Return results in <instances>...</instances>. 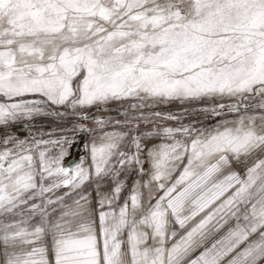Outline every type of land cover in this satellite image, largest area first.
Returning a JSON list of instances; mask_svg holds the SVG:
<instances>
[{
	"label": "snow or ice",
	"instance_id": "1",
	"mask_svg": "<svg viewBox=\"0 0 264 264\" xmlns=\"http://www.w3.org/2000/svg\"><path fill=\"white\" fill-rule=\"evenodd\" d=\"M217 97L235 103L202 111L235 119L153 113L178 126L130 151L105 132L89 168L11 130L50 106ZM0 130V264H264V0H0Z\"/></svg>",
	"mask_w": 264,
	"mask_h": 264
},
{
	"label": "rangeland",
	"instance_id": "2",
	"mask_svg": "<svg viewBox=\"0 0 264 264\" xmlns=\"http://www.w3.org/2000/svg\"><path fill=\"white\" fill-rule=\"evenodd\" d=\"M138 99L129 98L123 101H110L103 105H94L90 107L78 108L73 110L66 106H50L47 114L35 116L31 120H25L20 125L12 127L13 133H18L21 138L28 135L29 127L32 133L42 136L45 140L61 141L60 145H49L52 155H59L63 151L62 164L68 168H75L77 164H83L85 168L91 165V146L99 143V138L105 132L127 133L128 135L122 142V151H130L132 149L131 137L149 133L156 125L159 126H178L176 121L157 119L153 117V113L159 112L162 116L178 114L182 116L181 123L191 124L195 122L197 126L208 127L217 123L218 119H235V114H227L220 118L212 117L202 111L204 108L214 107L217 103H235V98H206L199 101L173 100L166 103L153 102L152 100L143 101L149 105L143 108H133L132 105L141 104ZM186 110V112H185ZM56 113H62L57 115ZM148 117L147 120L137 119L141 116ZM102 118L106 121L103 128L96 123L97 119ZM119 121V123H117ZM128 121L129 123H126ZM138 126V127H136ZM4 131L0 130V137H3ZM160 139L156 136L142 137V143L147 148L160 143ZM147 168V164L145 165ZM178 172L175 174L177 175ZM124 181V192L121 201L128 195V189L136 179H140L135 172L129 171L128 175L120 177ZM142 179H147L143 177ZM104 185L103 191H108L111 186L110 180L97 181L93 178L90 182H86L82 187V191H86L95 195L96 184ZM67 189H59L56 194L60 195ZM147 196V189H144ZM39 203V201H37ZM49 259H53L49 257Z\"/></svg>",
	"mask_w": 264,
	"mask_h": 264
},
{
	"label": "crops",
	"instance_id": "3",
	"mask_svg": "<svg viewBox=\"0 0 264 264\" xmlns=\"http://www.w3.org/2000/svg\"><path fill=\"white\" fill-rule=\"evenodd\" d=\"M233 168L235 170H238V171H242L243 170V165L242 164H233ZM179 175V173L177 174V176ZM202 217H197L194 221H192L188 227L190 228L191 226H193L195 223H197L199 221V219H201ZM187 229L185 230H179L177 228V231L179 232V235H183L184 234V231H186ZM223 233H220L219 235H222ZM218 238V236L216 237ZM177 239H179V236H177Z\"/></svg>",
	"mask_w": 264,
	"mask_h": 264
}]
</instances>
